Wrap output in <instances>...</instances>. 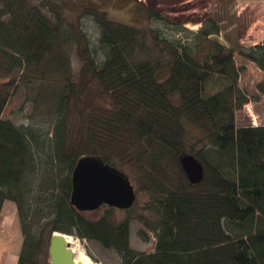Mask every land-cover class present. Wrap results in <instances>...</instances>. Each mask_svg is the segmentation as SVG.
I'll list each match as a JSON object with an SVG mask.
<instances>
[{
	"label": "trees",
	"instance_id": "16d2710c",
	"mask_svg": "<svg viewBox=\"0 0 264 264\" xmlns=\"http://www.w3.org/2000/svg\"><path fill=\"white\" fill-rule=\"evenodd\" d=\"M60 1L44 0L51 20L29 0H0V215L6 200L16 204L17 264H50L54 232L115 251L120 264H264V125L238 126L236 118L250 102L238 86L247 65L237 55L264 74V41L235 52L211 40L220 34L212 18L192 31L152 8L149 16L175 24L190 41H167L160 31L150 38L89 6L66 28ZM85 16L98 29L103 61L81 29ZM61 39L74 46L75 75ZM22 85L37 91V101L53 99L51 119L15 125L3 118ZM257 88L264 93V77ZM184 120L203 131L201 147L187 145ZM185 154L203 164L196 184L182 171ZM83 155L101 157L136 183L124 220L118 209L91 220L72 206L70 178ZM138 206L143 212L131 217ZM133 221L144 242L155 237L152 251L134 249Z\"/></svg>",
	"mask_w": 264,
	"mask_h": 264
},
{
	"label": "rangeland",
	"instance_id": "374dc122",
	"mask_svg": "<svg viewBox=\"0 0 264 264\" xmlns=\"http://www.w3.org/2000/svg\"><path fill=\"white\" fill-rule=\"evenodd\" d=\"M29 1L32 5L41 8L40 10H42V12L51 20H55V14L52 12V8L43 5L44 0ZM208 1L211 0H61L60 2L62 4L61 16L65 21L64 24L66 28H69L71 24L73 25L74 21L78 17V14L81 12V10H83V7L89 6L106 12L112 20L149 31V34L151 35L149 36L150 38L153 35L155 36V31H160L161 37L166 38L167 41H174L177 36V39L184 43L185 41H190L188 38L189 35H186L184 33L176 35L177 28L175 24H172L170 22L167 23L156 21L151 16H149L147 8L155 9L168 18L174 19L175 12L179 4L180 11H182L181 13L185 14L187 18H190L198 13L203 12L202 8L208 7ZM191 9H195V11H192ZM191 11L194 14H190L192 13ZM80 19V22L82 24L81 29L85 31L89 40L91 41V48L98 59L97 61H103L105 55L104 51L98 43L99 32L98 29H96L97 27L95 23L90 17L87 16ZM211 40L213 42H220L221 44H223L222 41H219L216 38H212ZM62 43L63 46L61 51L69 57L71 72L75 75L78 72L81 64L76 57L74 46L72 45L71 41L68 40L62 41ZM150 43L152 42L150 41ZM223 45L226 46V44ZM162 46L164 45L160 44V46L153 47L154 52L156 53V50L159 49L156 47ZM229 46L231 47V50L237 52L240 45L236 47L234 45V42H230ZM208 49L209 45L207 43L204 45L201 44L200 48L197 49L198 56L201 57ZM167 55V52H164L163 56L161 55L163 62L167 61ZM237 62L238 64L244 65H247V63H249L241 58L239 54L237 55ZM166 71L167 70L164 69L160 72V79L165 78L167 74ZM262 78L263 77L261 76L260 72L257 71L254 67H246L242 72V75H240L238 86L247 94V96H249L250 102L246 106H244L243 111L236 117L238 126L251 124L255 127L258 125H264V94L259 95L257 92L259 91L257 88V84ZM31 98H34V100ZM35 99H37V91L25 88V86L22 85L16 95L12 98L11 102L7 105L3 118L5 120H10L15 125H27L30 123L34 124L36 122L44 121L45 119H51L53 114H50L49 109L47 110V105L54 109L53 99L50 98L46 102L42 98H40V100L38 101ZM171 100H173V102H175L176 104L179 103L177 102V95L173 96ZM76 114L77 112H75L74 110H72V113L69 114V122L71 126H75L78 122V117ZM184 126L186 129L185 131L187 145L191 146L196 144L198 146L197 148L201 147L202 142L198 143L197 140L204 137L203 131L193 124L187 122L186 120H184ZM132 183L135 185L137 191L136 183ZM108 208V206H102L97 210L82 213L88 219L96 220L98 218L100 219V217L104 215L105 210ZM142 212L143 210L141 209V207H135V210L131 213V217ZM126 216V211L119 209L116 211L115 217L117 221L124 220ZM14 225V227L19 226V233L17 234L16 231H14L11 234V239H9L8 243L0 245V259H7V257L9 259L12 254H19L21 247V244L19 243L23 241V237L18 216H16L15 218ZM139 228V224L136 221H133L131 224L130 240H132L134 249L147 252L152 251L155 245V237H153V234H150L148 238L149 241L144 242V240L139 237ZM20 235L22 237L21 239L18 237ZM63 235L70 237L72 242L80 243L84 248V253H86V255L92 260V263L120 264V256L115 251L105 250L101 248L97 243L81 239L75 234ZM2 254H4L5 256H1Z\"/></svg>",
	"mask_w": 264,
	"mask_h": 264
},
{
	"label": "water",
	"instance_id": "95a60500",
	"mask_svg": "<svg viewBox=\"0 0 264 264\" xmlns=\"http://www.w3.org/2000/svg\"><path fill=\"white\" fill-rule=\"evenodd\" d=\"M180 165L190 184L204 177L203 164L193 154H185ZM70 202L79 212H90L102 206L127 210L133 207L137 191L129 175L111 166L95 155H83L78 159L71 175ZM62 233L52 235L49 256L50 264H83L75 261Z\"/></svg>",
	"mask_w": 264,
	"mask_h": 264
},
{
	"label": "crops",
	"instance_id": "0c3cea01",
	"mask_svg": "<svg viewBox=\"0 0 264 264\" xmlns=\"http://www.w3.org/2000/svg\"><path fill=\"white\" fill-rule=\"evenodd\" d=\"M208 7H203V12L193 17L187 18L180 11L178 4L175 12V22L181 23L191 30H199L201 23L206 19L212 18L220 27V34L213 38L222 41L229 46L230 42L234 45L256 46L264 41V0H211ZM195 11V9H191ZM191 11V12H192ZM190 14H194L193 12ZM192 25V26H189ZM247 67H254L264 77L263 72L254 64L247 63ZM259 95H263L257 91ZM17 216V206L13 201L6 200L3 203L0 215V245L8 243L11 234L16 231L19 233V226L14 227ZM22 233V232H21ZM20 239L21 235L18 236ZM11 241V240H10ZM22 246V242L19 243ZM21 250V247H20ZM20 254V251H19ZM19 254H12L8 259H0V264H17ZM1 256H5L2 254Z\"/></svg>",
	"mask_w": 264,
	"mask_h": 264
},
{
	"label": "bare ground",
	"instance_id": "6f19581e",
	"mask_svg": "<svg viewBox=\"0 0 264 264\" xmlns=\"http://www.w3.org/2000/svg\"><path fill=\"white\" fill-rule=\"evenodd\" d=\"M67 246L72 250V253L74 255V259L77 262L83 263V264H95L92 263V260L84 253L83 246L78 242H72L71 238L64 235Z\"/></svg>",
	"mask_w": 264,
	"mask_h": 264
}]
</instances>
